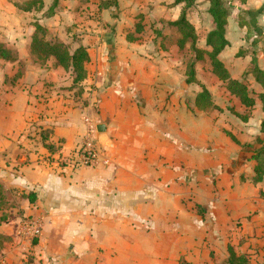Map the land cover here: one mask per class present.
Listing matches in <instances>:
<instances>
[{"label":"crops","instance_id":"1","mask_svg":"<svg viewBox=\"0 0 264 264\" xmlns=\"http://www.w3.org/2000/svg\"><path fill=\"white\" fill-rule=\"evenodd\" d=\"M54 1L0 0V24L12 28L18 15L33 30L22 51L0 35L18 52L0 54V264L22 254L28 216L42 223L33 253L42 264H221L228 246L264 264V181L252 180L255 165L244 175L253 160L241 163V151H206L222 130L188 105L200 86L186 82V69L176 83L175 70L152 66L138 43L105 36H73V49L90 55L82 88L54 57L14 69L32 59L35 22L68 43L44 22L59 16ZM86 118L102 129L99 159L73 168Z\"/></svg>","mask_w":264,"mask_h":264},{"label":"rangeland","instance_id":"2","mask_svg":"<svg viewBox=\"0 0 264 264\" xmlns=\"http://www.w3.org/2000/svg\"><path fill=\"white\" fill-rule=\"evenodd\" d=\"M51 1L48 0V3ZM99 1L110 3L111 7L101 10L100 6L98 7ZM223 2L226 20L225 34L230 44L219 57L228 68L229 76L247 85L254 101L251 107L242 104L240 97L232 94L226 82L212 71L211 59L207 54L211 47L206 44L207 35L215 25L214 17L209 12L210 0H185L179 3L176 0H62L63 7L58 10L59 16L45 19L44 22L51 25L65 41L67 40V44L72 49L73 36H80L81 39L88 41L96 36L122 37L123 40L136 42L142 46L140 47L141 55L148 59L147 61H151L152 66L161 64V67H170L175 70L173 78L176 83L180 81V78L182 79L181 75L184 74L189 61L196 60L201 50L203 57L196 61L198 77L210 90L212 100L222 108V110L211 109L207 112L210 122L215 123L222 130V134H218L213 147L209 145L206 151H241L240 158L243 160L241 163L247 164L245 157L251 161L253 151L264 146V133L261 131L264 112L260 98L264 88L252 73L255 65L264 70V0H248L247 3L245 0H223ZM184 10L188 20L195 27L198 50L192 48L190 41L183 48L179 45L178 40L181 39L182 33L172 22L178 19ZM12 18L7 19V22ZM253 19L256 21V27L252 25ZM0 29V35L5 34L10 41H13L11 43L20 47L21 51L25 37L33 31L31 27L28 28L22 16L18 15H15L14 27L0 24ZM47 38H52V35L49 34ZM7 50H9L8 54L13 56V60L17 59L18 52L15 47L10 46ZM0 66H2L1 62ZM17 66L22 71L39 67L30 58L15 64L14 69H17ZM198 91L199 87L193 85L187 92L188 105L192 109L195 108V97ZM70 95L72 96L71 93ZM232 135L239 140V143L231 140ZM216 147H218L217 150ZM256 163L255 160L249 162L244 175ZM235 167L237 169V166ZM205 174L214 185L220 180L219 172L211 170L206 171ZM193 175L194 172H192ZM216 192L219 197L215 199L218 200L221 194L218 189ZM212 220L213 218H209V222ZM241 224L240 222L239 225ZM38 239L40 237L27 239L22 254L11 264H42L33 254ZM212 256L215 257V255ZM217 256L220 260L222 254L218 252Z\"/></svg>","mask_w":264,"mask_h":264},{"label":"trees","instance_id":"3","mask_svg":"<svg viewBox=\"0 0 264 264\" xmlns=\"http://www.w3.org/2000/svg\"><path fill=\"white\" fill-rule=\"evenodd\" d=\"M185 0H176L177 3L183 2ZM247 0H245L246 2ZM35 3V2H33ZM209 12L214 17V28L208 33L206 38V44L211 47L210 51H207L211 59L212 71L218 76L222 81L226 82L228 90L240 97L242 104L246 107H251L254 101L249 93L248 87L242 81L238 79L231 78L229 76L228 68L225 66L224 62L220 59V53L229 46L230 41L226 37V20L224 19V2L223 0H210ZM58 4V0L54 1V5ZM100 9L109 8L110 3H101ZM189 7V5H187ZM184 10L178 19L172 22L178 30L182 33L181 39L178 40L180 47H184L187 42L192 43V48L198 50L197 38L195 36V27L187 18V14ZM255 19L252 20V25L256 27ZM35 32L32 36L31 42V55L35 63L44 66L49 58L54 57L56 59V64L62 66L65 70L71 71L74 77V86L82 88V81L87 78L86 64L90 61V55L85 46L79 45L75 49L69 46L61 39L53 37L48 39L47 36L50 34L48 28L42 26L38 22H35ZM259 33V31H258ZM260 34V33H259ZM200 50V49H199ZM7 49L0 44V54L8 58H13V56L8 54ZM196 56V60H190L186 68V82L188 84H198L200 86V91L197 92L195 97V108L204 110L206 112L211 111V109L222 110L216 103L212 100V95L207 86L203 85L201 81L197 78L196 61L203 57V53ZM252 73L255 79L263 85L264 88V70L258 65H255L252 69ZM262 110L264 112V90L260 94ZM246 121V120H245ZM261 131L264 133V118L261 122ZM229 134V133H228ZM234 141L239 143V140L232 135ZM257 163L254 167V175L252 180L255 183L264 181V146L259 148L257 151H253L251 157ZM261 196H264V190L260 191ZM31 195L28 197L31 199ZM229 256L226 262L221 264H248L249 257L246 254H238L232 246H228ZM180 264H192L186 259L181 258Z\"/></svg>","mask_w":264,"mask_h":264},{"label":"built area","instance_id":"4","mask_svg":"<svg viewBox=\"0 0 264 264\" xmlns=\"http://www.w3.org/2000/svg\"><path fill=\"white\" fill-rule=\"evenodd\" d=\"M86 120L88 127L85 140L71 158L73 168L96 165L99 159L98 129L96 124H93L88 118ZM22 226L23 232L28 237L38 238L42 234L41 220L36 217H26Z\"/></svg>","mask_w":264,"mask_h":264},{"label":"water","instance_id":"5","mask_svg":"<svg viewBox=\"0 0 264 264\" xmlns=\"http://www.w3.org/2000/svg\"><path fill=\"white\" fill-rule=\"evenodd\" d=\"M99 131H102V129L100 127H98Z\"/></svg>","mask_w":264,"mask_h":264}]
</instances>
